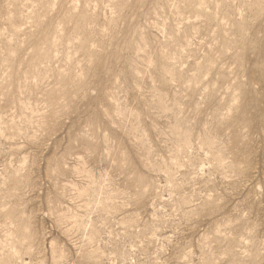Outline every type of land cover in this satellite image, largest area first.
<instances>
[{"label": "rangeland", "instance_id": "obj_1", "mask_svg": "<svg viewBox=\"0 0 264 264\" xmlns=\"http://www.w3.org/2000/svg\"><path fill=\"white\" fill-rule=\"evenodd\" d=\"M0 264H264V0H0Z\"/></svg>", "mask_w": 264, "mask_h": 264}]
</instances>
